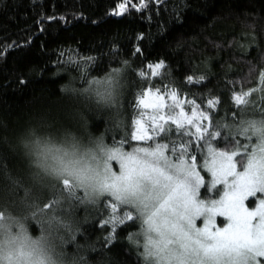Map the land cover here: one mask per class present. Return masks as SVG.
<instances>
[{"label":"snow or ice","instance_id":"6c2138e0","mask_svg":"<svg viewBox=\"0 0 264 264\" xmlns=\"http://www.w3.org/2000/svg\"><path fill=\"white\" fill-rule=\"evenodd\" d=\"M149 2L119 0L110 11L122 16L148 8ZM248 26L254 29L255 23ZM137 39L142 41L144 34ZM252 44L259 48L255 32ZM14 46L13 41L0 49V57ZM118 50L113 45L110 51L115 56ZM132 55L141 58L139 65L119 59L116 67L97 68L104 71L102 77L88 72L97 65L95 57L77 54L75 60L69 56L56 62L57 75L68 68L78 73L60 86V93L113 111L112 127L99 136L87 131L82 113L79 135L41 115L14 140L0 123L5 129L0 134V264H126L112 253L117 225L126 232L125 253H134L137 264H264V67L254 87L237 91L236 81L226 82L232 85L236 107L228 123L214 121L223 103L219 95L209 89L198 104L174 81L165 82L171 72L164 59L148 61L139 44ZM33 72L43 75V69L32 68L28 76ZM129 74L135 77L133 116L125 121L120 113ZM77 80L82 87L75 86ZM184 81L204 87L210 83L206 73L186 75ZM30 83L18 74L3 87L23 89ZM31 104L41 113L61 111L51 97L35 96ZM249 106L254 110L245 118ZM101 205L108 213L102 224L112 228L97 248L82 227L88 216L78 221L74 210L99 211ZM12 207L21 214L14 215ZM217 217L224 218L222 226ZM29 221L38 235L29 231ZM89 252L97 258L90 259Z\"/></svg>","mask_w":264,"mask_h":264},{"label":"trees","instance_id":"16d2710c","mask_svg":"<svg viewBox=\"0 0 264 264\" xmlns=\"http://www.w3.org/2000/svg\"><path fill=\"white\" fill-rule=\"evenodd\" d=\"M119 0H0V49L13 41L15 45L8 48L0 57V123L7 126V134L12 138L23 134L24 130L44 115L48 120H59L77 134L83 132L80 120L82 113L87 118V131L99 136L106 128L113 125V111L98 106L95 101L82 97H71L60 93V86L67 84L69 78L78 73L68 68L60 70L58 59L73 60L77 54L82 57L97 58V65L89 68L93 77H102L108 65L118 66L119 59H129L133 67L140 64V57L132 55L137 44L144 49L148 61L164 59L170 66L171 77L165 82L172 83L187 93L188 99H196L200 104L208 95V90L219 95L222 104L215 120L224 119L232 123L231 113L236 111L231 101L232 85L227 81H236L237 91L247 89L258 83V71L264 67L261 54L264 53V0H150L148 8L141 11L130 9L122 16L111 14V8ZM133 3L138 0H132ZM247 13V15H246ZM55 17V19H46ZM63 17V19H61ZM255 23V28L248 25ZM43 29V30H41ZM255 32L259 48L249 46L251 33ZM143 33L144 39L137 36ZM249 34V35H245ZM113 45L119 49L115 56ZM214 45H220L216 48ZM63 51L65 55L60 57ZM255 65V70L250 68ZM230 66V69H229ZM43 69L40 76L29 69ZM206 73L209 82L206 87L199 84H187L186 75ZM18 74L25 75L32 81L27 88L15 89L14 84L3 86L9 78L14 82ZM123 109L120 116L128 121L133 116L130 106L135 86L131 83L135 77H127ZM76 87H82L79 80ZM43 90V91H42ZM35 96L51 97L54 103H60L61 111L53 108L50 112L41 113L31 104ZM252 115L248 108L245 118ZM241 118L237 111V121ZM5 129L0 127V134ZM110 133L107 142L111 143ZM87 142V133H84ZM119 138V135L117 136ZM243 141V137H240ZM136 143V142H133ZM15 165V161H13ZM203 194V193H202ZM14 215L21 214L16 207L9 209ZM88 222L82 224L88 242H94L100 248L112 228L102 224L108 218L103 205L99 211L91 207L87 212L83 206L74 210V217ZM33 236L39 234L35 223L28 222ZM123 226L117 225V241L113 242L112 253L126 264H137V256L125 253L128 247L126 232ZM133 229H128L132 231ZM80 243H85L83 236H78ZM69 252L74 249L69 246ZM95 260L97 253H88Z\"/></svg>","mask_w":264,"mask_h":264},{"label":"rangeland","instance_id":"374dc122","mask_svg":"<svg viewBox=\"0 0 264 264\" xmlns=\"http://www.w3.org/2000/svg\"><path fill=\"white\" fill-rule=\"evenodd\" d=\"M249 108L251 109V111H252V113H253V108L251 107V106H249ZM203 174V173H202ZM206 179H209V177L206 175ZM217 187H219V186H217ZM201 192L204 194V189H201ZM224 218L223 217H217V224H218V226H222L221 225V221L223 220ZM197 224H198V226H200V224H201V222L200 221H197Z\"/></svg>","mask_w":264,"mask_h":264}]
</instances>
